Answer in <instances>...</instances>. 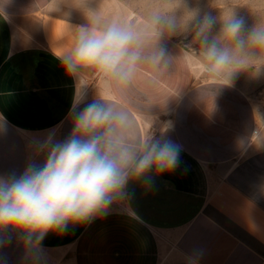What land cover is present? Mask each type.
<instances>
[{"label":"crops","instance_id":"obj_1","mask_svg":"<svg viewBox=\"0 0 264 264\" xmlns=\"http://www.w3.org/2000/svg\"><path fill=\"white\" fill-rule=\"evenodd\" d=\"M84 23L65 0H0V176L42 166L41 144L70 135L77 82L57 56ZM88 76L100 80L92 70ZM221 83L193 82L183 56L155 84L138 72L114 99L134 114L140 135L178 146L176 167L149 172L150 185L130 182L129 198L105 214L50 231L38 259L26 256L16 233L0 234V264H264V146H252L255 107L239 87ZM94 98L93 86L76 111Z\"/></svg>","mask_w":264,"mask_h":264},{"label":"clouds","instance_id":"obj_2","mask_svg":"<svg viewBox=\"0 0 264 264\" xmlns=\"http://www.w3.org/2000/svg\"><path fill=\"white\" fill-rule=\"evenodd\" d=\"M89 3L81 0L75 6L83 10L85 23L72 28L73 46L57 56L66 75L77 82L70 135L41 144L42 151L47 149L42 166L30 165L19 177L0 176V234L16 233L26 256L37 259L50 231L63 232L105 214L129 198L130 182L150 185L149 172L176 167L178 146L150 132L140 135L134 114L114 99L130 88L138 72L145 71L155 84L183 56L197 63L204 77L227 87L242 71L264 69V19L246 28L233 10L201 14L188 0H153L142 11L110 16ZM175 35L187 41L179 56L166 47ZM88 70L99 73L98 83L89 79ZM88 85L94 86L95 98L77 112ZM142 118L150 119L149 111ZM5 242L0 236V247Z\"/></svg>","mask_w":264,"mask_h":264},{"label":"rangeland","instance_id":"obj_3","mask_svg":"<svg viewBox=\"0 0 264 264\" xmlns=\"http://www.w3.org/2000/svg\"><path fill=\"white\" fill-rule=\"evenodd\" d=\"M76 11L84 17L82 9L75 7L80 6L81 0H65ZM153 0H90L89 7H100V11L105 16L113 15L117 12L131 13L133 9L142 11L145 5L152 3ZM189 7H198L201 14L207 12L212 16H218L221 10L228 14L233 10L236 16L244 21L246 28L254 25L258 18L264 19V0H188ZM218 28V25H217ZM191 40V35L188 36ZM171 45L179 50L183 44L187 43L184 36L175 35L167 40ZM193 82L198 81H215L210 77H204L199 70L197 63H192ZM95 82L94 79L89 78ZM222 82V81H217ZM231 86L239 87L243 90L251 101L254 103L256 112V130L252 139V146H264V69L252 71L251 69L240 72L232 81ZM93 85H88L83 89L84 96L90 91ZM167 125L161 126V131L167 130ZM150 130V129H149ZM153 131H157L152 128Z\"/></svg>","mask_w":264,"mask_h":264}]
</instances>
